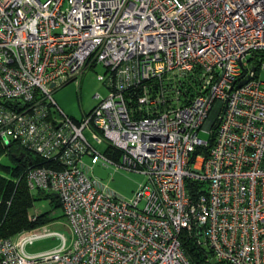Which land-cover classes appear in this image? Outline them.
Listing matches in <instances>:
<instances>
[{
  "label": "built area",
  "instance_id": "obj_1",
  "mask_svg": "<svg viewBox=\"0 0 264 264\" xmlns=\"http://www.w3.org/2000/svg\"><path fill=\"white\" fill-rule=\"evenodd\" d=\"M100 64L109 95L76 123L53 92ZM262 73L264 0H0V143L50 163L27 186L58 195L71 230L0 240V264H192L184 233L217 264H264ZM99 163L146 175V206L145 186L128 202L95 179ZM45 236L61 246L28 255Z\"/></svg>",
  "mask_w": 264,
  "mask_h": 264
},
{
  "label": "rangeland",
  "instance_id": "obj_2",
  "mask_svg": "<svg viewBox=\"0 0 264 264\" xmlns=\"http://www.w3.org/2000/svg\"><path fill=\"white\" fill-rule=\"evenodd\" d=\"M105 73V67L100 64L93 69H89V71L79 83L69 82L61 87L56 88L53 92V99L57 107L65 115L72 118L76 123L81 122L85 115L90 113L92 109L98 104L99 99H96V95H99L101 98H106L109 95L107 88L98 80L99 75H105ZM261 78L264 80V73L261 74ZM59 118L62 119V115L59 114ZM212 132L213 130H201L199 137L203 141L211 142L213 139ZM86 135L92 142L91 135L88 132H86ZM96 147L99 149V151L105 154L107 149L106 144ZM86 161L88 164L90 163L89 159ZM15 168H17V164L13 159V154L8 152L3 153L0 156V181L5 180L6 182L16 183L18 178L13 174V170ZM91 174L103 186L108 187L110 192L115 193L128 202L132 201L141 187L145 186L143 189L144 197L142 203L140 204L141 209L146 206L147 201L149 200L153 191V185L146 175L127 171L124 168H117L113 166L105 167L102 163H99L93 167ZM2 199L3 197L1 196L0 203ZM51 209L52 208L49 206L48 202L37 201L35 206L29 209L28 215L29 217H33L36 214L50 211ZM53 213L56 215H62L61 211L59 210H55ZM38 228L39 229H35H48L52 232L63 234L69 239V241H71V230L65 217L56 219L49 224ZM60 246L61 240L59 238L45 236L37 239L33 245H28L26 248V253L28 255L34 256L52 251Z\"/></svg>",
  "mask_w": 264,
  "mask_h": 264
},
{
  "label": "trees",
  "instance_id": "obj_3",
  "mask_svg": "<svg viewBox=\"0 0 264 264\" xmlns=\"http://www.w3.org/2000/svg\"><path fill=\"white\" fill-rule=\"evenodd\" d=\"M217 123L218 121H215L212 127L213 131L217 129ZM5 152L13 154V159L17 164V168L13 170V174L17 176L18 181L16 183L6 182L5 180L0 181V198L1 196L3 197L0 203V240L13 237L24 230H33L47 225L56 219L65 217L60 200L56 198V195L44 194L42 192L32 194L30 192L26 180V172L29 166L27 163L18 161V157L21 153L29 155L34 166H49L50 163L42 162L35 154L24 148L22 149L14 146L8 149L0 143V156ZM198 153H200L199 150L196 154ZM105 154L116 161H118L121 155L119 151L113 150L111 146L106 149ZM199 188L200 187L194 182L187 183V191L190 195L198 196L199 193L205 192ZM37 201L48 202L52 209L40 213L36 220L32 221L28 215V211L35 206ZM55 210L61 211L62 215L54 214L53 212ZM182 246L192 264H217L212 258V252L207 248L199 246L195 239L188 236L186 233H184L182 237Z\"/></svg>",
  "mask_w": 264,
  "mask_h": 264
},
{
  "label": "water",
  "instance_id": "obj_4",
  "mask_svg": "<svg viewBox=\"0 0 264 264\" xmlns=\"http://www.w3.org/2000/svg\"><path fill=\"white\" fill-rule=\"evenodd\" d=\"M215 120H216V115H211L210 118H209V121L206 125V131H209L210 128L214 125L215 123ZM18 161L20 162H24V163H27L28 166H32L33 164V161L31 159V157L25 153H21L18 157ZM56 198H58V195H56Z\"/></svg>",
  "mask_w": 264,
  "mask_h": 264
}]
</instances>
